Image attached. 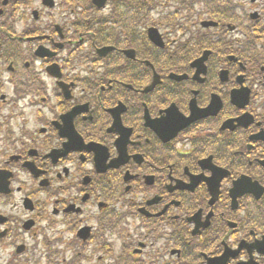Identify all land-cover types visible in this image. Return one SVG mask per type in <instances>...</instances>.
<instances>
[{"label":"flooded vegetation","instance_id":"af4514ba","mask_svg":"<svg viewBox=\"0 0 264 264\" xmlns=\"http://www.w3.org/2000/svg\"><path fill=\"white\" fill-rule=\"evenodd\" d=\"M65 233L58 264H264V0H0V252Z\"/></svg>","mask_w":264,"mask_h":264},{"label":"rangeland","instance_id":"374dc122","mask_svg":"<svg viewBox=\"0 0 264 264\" xmlns=\"http://www.w3.org/2000/svg\"><path fill=\"white\" fill-rule=\"evenodd\" d=\"M6 261V256H3L2 254H0V264L5 263Z\"/></svg>","mask_w":264,"mask_h":264}]
</instances>
